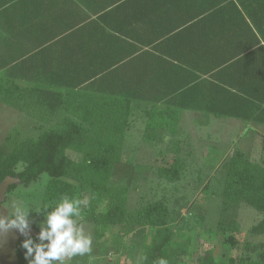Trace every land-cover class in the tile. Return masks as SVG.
<instances>
[{
  "label": "crops",
  "instance_id": "1",
  "mask_svg": "<svg viewBox=\"0 0 264 264\" xmlns=\"http://www.w3.org/2000/svg\"><path fill=\"white\" fill-rule=\"evenodd\" d=\"M239 11L237 0H0V69L61 91L129 96L127 136L134 123L144 135L148 111L167 109L179 126L166 140L189 141L210 165L219 141L229 142L228 159L230 141L264 137V124L238 117L251 111L233 96L241 79H255L237 59L256 34L264 44Z\"/></svg>",
  "mask_w": 264,
  "mask_h": 264
},
{
  "label": "trees",
  "instance_id": "2",
  "mask_svg": "<svg viewBox=\"0 0 264 264\" xmlns=\"http://www.w3.org/2000/svg\"><path fill=\"white\" fill-rule=\"evenodd\" d=\"M245 11H239L240 19L250 20L264 38V0H237ZM251 6V9H248ZM250 32L254 33L253 28ZM255 44L246 45L248 50L237 59L239 69L255 74V79H241L238 93H232L241 112L238 115L246 122L264 124V44L258 34ZM0 69V106L5 104L37 120L39 135L22 138L8 135L5 144L0 145V183L8 176L20 179L28 185L41 174L50 176L43 202L49 211L64 195L88 197L91 220L95 223L97 237L101 238L110 225L152 227L156 231L150 244L142 251L141 264H159L161 258L168 264H180L186 251L173 250L176 241L174 218L164 200L147 203L134 210L128 209L130 187L112 185L111 179L115 165L123 160V150L127 131L133 122L135 100L129 96L116 94H97L88 90L54 89L42 77H21L1 72ZM238 87V86H237ZM168 110L156 108L148 111L144 140L151 145L171 144L178 151L172 161L162 163L158 168L160 178L176 182L182 178L186 160L179 155L181 140H166L175 135L172 131L178 120L169 119ZM61 114L59 122H54ZM69 151L78 154L70 156ZM255 154L250 157L235 147L232 155L225 161L226 178L222 193L227 204H246L262 214L250 232L264 235V137L255 142ZM21 169L18 170V167ZM17 185L11 184L8 193ZM106 207L99 209L101 204ZM44 219V218H43ZM43 219L30 226L40 231ZM227 233V241L236 242L240 224L233 220L221 225ZM34 239L35 236H32ZM22 238L18 242L17 253L20 264H28ZM264 250V244H261ZM234 264L235 259H230ZM261 263L264 264V252ZM197 264H225L217 260L214 247L203 249L196 259ZM228 264V263H227Z\"/></svg>",
  "mask_w": 264,
  "mask_h": 264
},
{
  "label": "rangeland",
  "instance_id": "3",
  "mask_svg": "<svg viewBox=\"0 0 264 264\" xmlns=\"http://www.w3.org/2000/svg\"><path fill=\"white\" fill-rule=\"evenodd\" d=\"M142 125L134 123L127 136L123 160L118 162L111 179L112 185H127L130 187L128 209L134 210L147 203L164 200L174 218L176 241L173 250L180 253L182 249L183 261L180 264H197V256L203 249L214 247L217 260H224L225 264L261 263L264 250V235H255L250 232L262 214L255 208L240 203L229 205L222 193L226 170L224 163L227 160L228 141H219V154L212 157L210 165H206L205 157L199 155L188 144L181 140L179 155L186 160V168L182 178L176 182H169L158 175L159 166L172 161L178 151L171 144L151 145L144 140L140 131ZM39 125L27 114L21 113L5 104L0 106V145L5 144L8 135L22 138L38 136ZM195 146H197V141ZM255 142L249 133L243 134L240 139L230 141L233 148L241 147L247 155L258 157L253 149ZM192 143V142H191ZM233 151V150H232ZM252 151V152H251ZM70 156L78 158V154L69 151ZM21 166L18 167V170ZM50 176L41 174L36 180L25 185L20 181L12 191L5 195L4 206L9 216L15 206L21 205L29 210V223L44 218L42 209H45L43 197ZM81 204V216L77 224L86 235L92 237V252L77 255L65 260V264H141L142 251L151 243L155 230L152 227L136 226H108L105 235L97 237L95 223L91 220L88 208V197H78ZM106 207L102 203L99 209ZM41 211V212H37ZM237 220L240 231L236 234V242H228L227 233L222 231L221 225ZM26 253V250H25ZM28 264L32 257H27Z\"/></svg>",
  "mask_w": 264,
  "mask_h": 264
},
{
  "label": "clouds",
  "instance_id": "4",
  "mask_svg": "<svg viewBox=\"0 0 264 264\" xmlns=\"http://www.w3.org/2000/svg\"><path fill=\"white\" fill-rule=\"evenodd\" d=\"M82 203L64 195L50 211L42 209L44 219L35 239L29 235V210L21 205L15 206L7 219L0 218V230L15 228L27 236L22 247L26 249V258L32 257L29 264H65L67 258L92 252L91 235H86L77 224ZM159 264L168 262L161 258Z\"/></svg>",
  "mask_w": 264,
  "mask_h": 264
},
{
  "label": "water",
  "instance_id": "5",
  "mask_svg": "<svg viewBox=\"0 0 264 264\" xmlns=\"http://www.w3.org/2000/svg\"><path fill=\"white\" fill-rule=\"evenodd\" d=\"M20 181L19 178L8 176L0 183V218L7 219L9 212L4 206L5 195L9 186ZM39 231L30 226L29 235L37 237ZM27 236L22 235L15 228L0 230V264H20L17 253L18 242Z\"/></svg>",
  "mask_w": 264,
  "mask_h": 264
}]
</instances>
